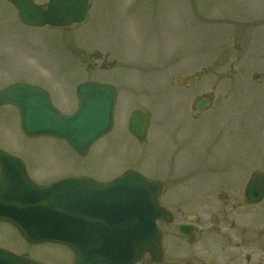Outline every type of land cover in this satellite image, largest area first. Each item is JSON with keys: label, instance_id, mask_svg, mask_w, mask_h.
Wrapping results in <instances>:
<instances>
[{"label": "rangeland", "instance_id": "374dc122", "mask_svg": "<svg viewBox=\"0 0 264 264\" xmlns=\"http://www.w3.org/2000/svg\"><path fill=\"white\" fill-rule=\"evenodd\" d=\"M90 5L80 25L30 27L11 3L0 0V88L17 81L38 84L65 113L76 109V88L83 82H106L118 90L115 127L86 157L63 140L24 135L17 111L0 106V148L20 157L34 181L76 175L106 181L134 168L165 180L168 191L185 179L191 184L216 179L208 171L214 166L200 167L203 160L243 163L249 176L264 171V0H92ZM204 69L195 84L181 81ZM213 88V106L197 113L195 99ZM135 108L152 116L144 144L127 130ZM234 169L221 167L219 179L234 182ZM254 208L264 211V201ZM0 247L46 264L72 260L67 248L29 245L4 222Z\"/></svg>", "mask_w": 264, "mask_h": 264}, {"label": "water", "instance_id": "95a60500", "mask_svg": "<svg viewBox=\"0 0 264 264\" xmlns=\"http://www.w3.org/2000/svg\"><path fill=\"white\" fill-rule=\"evenodd\" d=\"M10 1L30 26L81 23L89 8L88 0H50L46 9L33 0ZM117 96L111 84L85 82L77 88V110L66 114L54 106L45 88L16 82L0 89V105L17 108L27 136L62 139L85 157L113 129ZM212 98L209 94L197 101L196 110H206ZM150 125L148 113L136 109L128 130L144 143ZM162 188L161 181L133 169L109 181L73 176L38 184L29 177L22 159L0 148V222L12 225L30 244L69 248L75 264H135L146 253L162 261L157 221L169 216L159 202ZM246 195L253 203L264 198L263 172L252 173ZM0 264L41 263L0 248Z\"/></svg>", "mask_w": 264, "mask_h": 264}, {"label": "flooded vegetation", "instance_id": "af4514ba", "mask_svg": "<svg viewBox=\"0 0 264 264\" xmlns=\"http://www.w3.org/2000/svg\"><path fill=\"white\" fill-rule=\"evenodd\" d=\"M203 161L200 167L214 166L207 169L217 175L212 182L185 179L167 191L164 181L161 197L172 219L162 223L163 260L146 254L137 264H264V211L246 198L247 165ZM223 166L235 167L234 182L219 179Z\"/></svg>", "mask_w": 264, "mask_h": 264}]
</instances>
